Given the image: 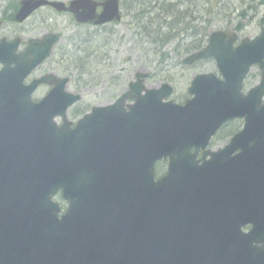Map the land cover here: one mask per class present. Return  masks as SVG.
<instances>
[{
    "label": "water",
    "instance_id": "95a60500",
    "mask_svg": "<svg viewBox=\"0 0 264 264\" xmlns=\"http://www.w3.org/2000/svg\"><path fill=\"white\" fill-rule=\"evenodd\" d=\"M48 3L63 9L25 0L18 19ZM95 5L76 0L68 10L78 22L120 19L117 0L100 15ZM226 35L212 31L183 59L213 58L221 77L194 75L183 104L168 99L170 84L146 86L137 71L125 92L74 124L66 112L81 94L66 90L68 77L23 82L58 35L11 55L0 43V264H264V26L236 46V33ZM253 65L260 78L244 93ZM45 83L52 88L33 101ZM233 118L243 125L228 144L204 150ZM161 159L166 172L155 178Z\"/></svg>",
    "mask_w": 264,
    "mask_h": 264
},
{
    "label": "rangeland",
    "instance_id": "374dc122",
    "mask_svg": "<svg viewBox=\"0 0 264 264\" xmlns=\"http://www.w3.org/2000/svg\"><path fill=\"white\" fill-rule=\"evenodd\" d=\"M143 2L142 9L147 13L142 21L146 30L143 36L133 32L137 28L133 23L131 28L126 26V22L130 20L127 17H123L115 25L116 30L106 34L104 38H94L95 35L89 27L70 25L60 32L61 39L57 43L56 52L33 71L32 74L36 76L48 71L66 76L69 78L66 89L81 94L79 103L68 110V119L74 121L91 106L114 100L133 79L136 70L149 73L145 82L148 86H158L162 82L170 83L174 90L171 98L182 102L189 96L187 88L194 74L204 71L217 72L212 59L191 66L181 63L182 58L192 51L185 47L193 41L194 31H197V37L204 28L206 35L210 31L225 30L227 33L236 31L238 38L245 36L251 38L260 32L263 25L260 21L264 15L262 0H143ZM174 2L178 4L173 5L174 11L168 12L164 9L168 3ZM175 7L179 12H188L191 15L183 19V22L188 24H176V28L171 31V34L175 35L174 38L161 47L156 46L153 44L156 30L166 32L165 27H168L170 22L174 24L172 20L176 15L180 17ZM180 29L184 30L178 31ZM177 46L180 50L178 53L175 51ZM258 79L259 73L254 66L244 82V89L255 84ZM44 90L43 86L38 87L33 93V98L41 97ZM164 170V166L157 165V174ZM54 199L62 208L65 207V202L59 195Z\"/></svg>",
    "mask_w": 264,
    "mask_h": 264
},
{
    "label": "flooded vegetation",
    "instance_id": "af4514ba",
    "mask_svg": "<svg viewBox=\"0 0 264 264\" xmlns=\"http://www.w3.org/2000/svg\"><path fill=\"white\" fill-rule=\"evenodd\" d=\"M23 1L25 0H0V43L4 42L7 44V46L9 47L8 52L10 53V55H11L12 49H13V53H16V54L20 53L27 48L30 40L40 38L42 37V35L46 33L54 32L61 39L60 32L62 31L63 28L66 29L70 25L74 27H80V28L89 27L92 29V33L95 35L94 38H104L106 34H109L110 32H113V30H116L114 28L115 25L118 24L123 17H127L130 20L126 22V26H129L131 28V23L137 26V28L133 30L134 33H138L140 36H143V34L146 33V30H144L145 26L142 24V21L147 14L142 9V6L144 4L143 0H126V2H123V0H117L118 13L120 15V19L117 21L112 20L109 22H104L101 24H92L89 22H78L74 14L68 10V7L70 6V4L76 0H47L48 2L61 3L63 5V9L58 10L56 7L52 6L49 3L42 4L36 7L35 9H33L24 18L18 19V13L22 7ZM92 1L96 3L95 8H94L95 15H100L103 11L102 3H104L106 0H92ZM174 4L178 5L176 2H174ZM190 16L191 15L188 12H183L182 15L180 14V17L176 15V18H174L172 21L174 22V25L188 24V23H184L183 19L188 18ZM56 19H59L62 22L58 20L56 21ZM57 28H59V30ZM71 35L72 34H70V36ZM202 38L203 39H201L200 36L197 37V35H194L193 41L190 44H187V47H185V49L192 50L191 52L203 49L208 42L209 33L207 35L202 36ZM238 39L239 38L237 37V40ZM57 43L58 41L53 45L50 51V55L47 58H45L38 66L42 65L46 60H48L51 57V55L54 52H56ZM235 44L236 42H234V45ZM175 51L177 53L180 51L178 46ZM2 53L3 52L1 51L0 54ZM209 59H212V58H209ZM201 61H204V60L194 61L191 65H196ZM38 66H36L26 76L24 80L25 83H30L33 79L46 74L44 73L38 76L32 74L33 71ZM2 67H3V64L0 63V69ZM135 72H134V75H135ZM47 73H54V72L48 71ZM54 74L58 77H63V75H58L56 72ZM147 75H149V73H147ZM134 79L135 77L133 76L132 80ZM132 80H130L127 83L124 91L128 88V85ZM40 86H43L45 90L41 97L37 99L33 98L34 101H38L40 98L46 95L49 92V90L52 88V84H48V83H45ZM37 88L35 89V91L37 90ZM248 88L244 90H247ZM189 97L190 96L186 97L185 100L188 99ZM57 120H58V123H60V118H57ZM242 125H243V120L241 118H233V119L226 121L225 123L220 125V127L213 133V135L210 137L208 141V145L205 147L204 150L216 151L218 149L223 148L224 146L228 144L230 139L234 135H236V133L241 129ZM214 144H217V145H214ZM193 150L194 148L192 147L190 151L192 152ZM202 152H203V149H199L198 152L196 153V159H198L199 161H201ZM237 152L238 150H236L234 153H237ZM207 158H209V155L206 156V159ZM158 165L162 167L164 166L166 169L167 160L161 159L160 161H158ZM163 173L164 172L157 174V178H159ZM245 229H248V226L245 227Z\"/></svg>",
    "mask_w": 264,
    "mask_h": 264
},
{
    "label": "trees",
    "instance_id": "16d2710c",
    "mask_svg": "<svg viewBox=\"0 0 264 264\" xmlns=\"http://www.w3.org/2000/svg\"><path fill=\"white\" fill-rule=\"evenodd\" d=\"M262 3H264V0H262ZM174 3H168L167 4V6L164 8L166 11H174ZM176 8V7H175ZM176 12H179L178 11V8H176ZM181 15H182V13L183 12H179ZM260 21H261V23L264 25V15L261 17V19H260ZM262 25V26H263ZM166 28V32L165 31H162V32H160V29H157L156 30V38L154 39V41H153V44H155L156 46H159V47H161L165 42L167 43L168 41H170L171 39H173L174 38V34H171V31L172 30H174L176 27H175V25L172 23V22H170L169 24H168V27L166 26L165 27ZM184 29H180V30H178V31H183ZM168 32V33H167ZM167 33V34H166ZM194 33V35H198V33H197V31H194L193 32ZM159 35H160V37H159ZM204 35H206V32H205V29L203 28L202 29V32H201V35H200V38L201 39H203L202 38V36H204ZM196 37V36H195ZM194 37V38H195ZM162 55V54H161ZM163 56V55H162ZM77 111H75V113H76Z\"/></svg>",
    "mask_w": 264,
    "mask_h": 264
}]
</instances>
